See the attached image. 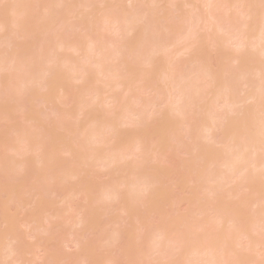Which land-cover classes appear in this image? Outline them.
Instances as JSON below:
<instances>
[{
    "label": "bare ground",
    "instance_id": "6f19581e",
    "mask_svg": "<svg viewBox=\"0 0 264 264\" xmlns=\"http://www.w3.org/2000/svg\"><path fill=\"white\" fill-rule=\"evenodd\" d=\"M32 1L37 10L39 8L38 11L32 8ZM57 1L61 0H54V3ZM126 1L130 4L129 7L120 9L118 0L111 2L110 0H64L62 3L64 7H73L76 10L74 15L73 12L71 14L72 8L61 10L63 6L58 2L55 5L60 6L58 7L60 11H56L55 5L51 6L54 8L52 11L50 7L52 0H14L12 1L14 3L8 5L4 3L0 6V31L5 32L4 35H2L4 32H0V48H5L3 44L7 48L0 49V100L5 102L6 106L18 96L29 93L31 96L33 88L30 87L33 86L34 81L32 84L28 82L33 78H37L35 80L37 82L42 81L40 86L43 88L54 84L58 86V95L53 100L47 101L43 96H39L54 117L58 116L61 107L65 105L69 84L75 79L86 84L82 90L86 93H83L80 101L89 93H94L95 99L96 94L107 95L112 90V93L125 91L124 98L119 100L114 94L107 97L112 108L102 113L101 111L106 109H100L103 102L101 99L99 101L96 98L99 103L95 104L97 106L93 109L90 108V102L93 101L89 97L87 99L90 102L89 100L86 102V98L82 100L83 102H79L78 106L81 105V108L78 114L80 113L83 118L76 124L66 123L60 126L68 132L67 138H64L67 143L61 147L64 153L69 155V160L63 166L61 159L56 156L57 142L51 139V136L49 138L45 135L43 137L40 133H27L18 139H13L10 150L17 156L22 154L20 153L22 146L28 151L33 150L37 142L39 157L31 158L32 160L25 163L38 162L32 166L28 164L31 167L37 165L31 172L35 176V181L31 185V197L33 203L42 202V204L38 209L39 216L26 226L28 230L30 229L28 235L24 236L22 232L16 233L11 229H6L4 233L0 232V264L28 263L25 256L31 254V248L26 237L37 239L39 234H50L53 220L57 221L54 226L56 229L64 230L66 226L69 227V235L73 238L63 242L65 248L74 246L80 250L83 245L77 231L86 229L88 224L94 226V223L89 222H97L100 215L116 212L125 218L113 219L111 222L119 227L114 228L105 238L100 235L98 239L104 238L111 245L130 239L132 251L129 253L130 257L126 256L127 264H131L134 257L137 258L136 262L138 261L136 264H223V262L228 264L227 257L236 258L240 250L252 251L256 247H261L264 251V187L260 186L259 189V186H256L257 180L264 177V151L261 150L264 0ZM243 4L249 6L246 12L242 9ZM138 7L143 8L142 16L139 15ZM238 8L242 9L241 13L244 17L240 22L232 18V14ZM30 9L32 12L29 13ZM33 9L38 12L35 18L43 20L39 22L42 25L37 24L32 17L29 18L30 21L28 20L29 14L32 16ZM102 15L107 19L111 18L109 22L112 24H108L107 21L106 23L110 25V30H115L114 34L116 30L119 32L118 35L123 33L124 37L126 34L124 39L121 35L120 38L116 35L117 40L104 33L103 29H107L105 31L108 32V26L105 28L101 24L106 19L103 17L104 19L101 20ZM70 17L75 18L79 23H77L78 27L75 26L79 28L78 30L83 28L86 34L85 28H89L88 33L81 38L79 36L81 31H76L75 36L81 40L76 41L79 42L78 44L75 43V39L77 40L75 36L74 39L73 36L66 35L72 37H69L68 42L73 39L74 42L71 43H74V46L70 42L64 44V34L72 32L69 29L71 26H67L66 29L69 30L63 32L64 25L71 19ZM45 20L50 22H44ZM34 22L37 27H43L47 23V28L43 27L46 28L44 32L42 31L43 35L41 36V32L37 39L36 35L28 37L26 34L29 26L36 27ZM99 23L104 26L102 29ZM183 30H186L185 34L179 33ZM73 31L75 32L74 29ZM105 34L106 37L108 36L107 39ZM127 34L130 36L127 37ZM84 36L90 38L87 43ZM131 36L133 37L130 39ZM193 36H195L194 41ZM110 38L115 39V42ZM20 39L27 40L26 44L22 45L32 50V52L26 50L30 54L25 59L22 55L25 54L23 57H26L27 53H24L26 51L20 48L23 46L19 47L17 43ZM116 40L120 42L116 43ZM209 44L211 52L216 57V68L212 67L211 55L205 52L206 49L204 50ZM26 47H23L24 50ZM64 48L73 50L72 53H75L72 54L73 57L80 52L79 59L82 57L80 55H83L85 64L91 62L89 64L94 68L89 64L80 65L83 59L78 62V55L74 60L76 59L79 64L73 59L67 62L69 58H66L69 55L65 58L64 55L61 57L66 62L61 61L57 54L66 51L63 50ZM185 59L188 63L186 65H190V68L186 66L187 71L178 70L179 60L184 62ZM56 60L59 61L58 65ZM138 60L140 63L142 61L144 66L142 63L140 66L139 62L136 64ZM233 64L238 65L235 67ZM40 65L41 69L38 70ZM113 73H115L113 75L115 81L110 80ZM27 75L29 79L26 78ZM108 77H111L110 81L106 82ZM7 81L8 83L10 81V89ZM142 87V90L145 87L147 89L142 91L140 90ZM139 90L149 91L151 95L154 92L152 99L147 98L146 100L149 101H145L148 107H152V104L160 105L158 107L160 108L166 103L164 113L160 112V109L153 115L154 122L155 117L163 114L165 115L161 117L163 121L168 115L163 124L160 125L158 121L157 124L155 123V131L159 132L160 136L157 137L156 146L150 144L149 134L144 131L145 127L141 125V128L139 127L140 122L133 131L122 129L124 125L127 128L128 122L133 126L137 122L133 119L135 116L140 115V118L145 114L143 110H146L144 108L147 106H138L144 107L143 110L139 109L141 111L139 114L136 111L138 108L134 107L137 105L133 104L144 103L143 99H140L143 97ZM163 90L164 94L161 93ZM133 93L138 96L134 102ZM163 95L168 97V104L166 98V101H161L160 104V99L164 100ZM173 100L179 102L178 104L175 101L178 104H174L176 107L171 104ZM249 100L253 102L250 104ZM156 101H159L157 102L159 104H156ZM4 104L2 105L5 106ZM86 107L90 108V112L89 108L86 112ZM182 131L184 140L180 138ZM165 140L174 141L175 147L188 156L183 162V167L185 173H188L187 176L189 175L188 182L193 183L189 189H187L189 184H186L191 196L185 198H193L191 202L194 205L190 204L193 210L190 209L187 215L176 219L177 225L174 223L171 227L174 229L172 234H167L166 229L170 228L171 224L164 226L165 220L160 223L144 221L142 214L138 215L136 212L138 205L145 207L144 213L146 210L148 212L147 202L155 194H157L155 199L157 202L162 203L165 200L162 193L158 194L165 182L162 180L163 173L160 174L161 168V171L157 169L158 159L155 157L158 158L157 149L161 148L162 144L164 146L168 144ZM108 142L114 143L108 146ZM131 144L141 153L138 154L135 148L131 149L132 147L128 149ZM220 146L223 147L222 150ZM144 149L149 150L150 153V156L144 157L145 165H142L143 162L135 163V159L132 163L127 162L131 161V157L138 158ZM13 160L9 158L5 162L2 161L3 165L0 169L4 175L14 165ZM146 161L151 163L147 166ZM150 165L154 167L151 168ZM96 167L103 169L108 177L113 176L114 182L100 186H94V182L93 184L87 182V178L93 177ZM154 168L158 171V176ZM151 169L155 172L150 173ZM81 174L86 175L80 176ZM78 176L81 178L78 179ZM4 177L6 179L7 176ZM72 178L77 179V182L71 181ZM84 179L87 185L84 182L81 184ZM78 180H81L79 185ZM260 180L264 183V179ZM53 182L54 184H51ZM232 184L236 186L235 191L230 188ZM1 185L0 182V189H6V187L1 188ZM82 185H86L87 189L82 191L84 189ZM241 186L244 191L253 192L255 198L252 206L257 210L247 209L246 203L242 199L239 200V195L243 192ZM92 189H96L98 198H89ZM17 194L10 198L11 203L15 202L21 209L26 210L32 202L21 204L22 198L16 196ZM54 194L58 195L55 197L58 200L51 203L47 199L53 198ZM232 198L234 200L237 198L240 202H233L234 205L228 204L229 199ZM78 200L83 202L82 206H78ZM88 203L90 204L87 205ZM260 207L263 208L260 210ZM209 213L210 216L207 217ZM3 224H7L6 217ZM31 224L34 226L31 227ZM3 240L6 242L2 243ZM48 259L49 264L50 260L52 264H67L66 262L73 261L71 256L64 253H60L57 259ZM79 261L81 264H96L95 260L91 261L88 254L82 256Z\"/></svg>",
    "mask_w": 264,
    "mask_h": 264
},
{
    "label": "rangeland",
    "instance_id": "374dc122",
    "mask_svg": "<svg viewBox=\"0 0 264 264\" xmlns=\"http://www.w3.org/2000/svg\"><path fill=\"white\" fill-rule=\"evenodd\" d=\"M12 1H14V0H0V6H2V4H4V3L6 5H8L9 3H14ZM95 1H97V0H95ZM111 1L112 0H110V2ZM33 2L34 1H32V8L37 10V8L35 7L36 5L34 6ZM57 2L54 3V0H52V2H51L52 5H50V7L51 6L54 7V5L57 4ZM58 3H61V6H63L61 8V10L64 9V8H67V7H64V4H62V3H64V0H61ZM112 5L113 4H111V6ZM118 5H119L120 9H122V8L125 9V8H128L130 4L126 0H118ZM118 5H117V8H118ZM243 5H244V7L242 9H243L244 12H246L247 9L249 8V6H248V4H243ZM133 6H135V3H134ZM46 7L49 8L47 5H46ZM58 7L60 8V6H56L55 5V8L57 9L56 11L59 10ZM69 8L73 9V7H69ZM69 8H67V9H69ZM138 8H139L138 9L139 15L142 16L141 13L143 14V12H142L143 8L142 9H141V7H138ZM34 9H33V13L35 12V15H33V13H32V16H31V14H29L30 16H28V20H29V18L32 17L34 19V21L36 20V22L38 24L39 22H42L43 20H40V19L38 20V19L35 18L36 14L38 13L37 11L39 10V8H38L37 11L36 10L34 11ZM51 9H52V11H54V8L51 7ZM239 9L240 8L236 9V12H234V14H232V18H235V19H237L240 22L241 20L244 19V17H243V15L241 13L242 9L241 10H239ZM114 10H116V8ZM30 11L32 12L31 9L29 10V13H30ZM72 12H73V15H74V13H76V10L73 9V10H71V14H72ZM67 13H69V11H67ZM117 13H119V12L117 11ZM66 17H68V15ZM101 17H102V18H100L101 20L106 18L103 15ZM74 19L71 18L70 20H68V22H66L67 24H65L66 27L64 25L65 31H63V32H66L69 29L72 30V32H71L72 34L70 32L69 33L66 32V34L63 33L65 35L64 38L67 39V41L64 39V41H65L64 44H69L70 41L68 42V40H70L69 39L70 36H73L74 39H75V37L77 38V36H75V34H76V31L79 29V28H77L79 23L76 21V19L75 20ZM110 20H111V18H109V19L106 18L105 22L103 21L104 23L101 22V24H103L105 26V28H106V26H108V24H110V25L112 24V23L109 22ZM27 21H26V23H27ZM46 21L47 20H45L44 22H46ZM106 21H107V23L108 22L109 23L107 24ZM238 21H237V23H238ZM36 22H34V23L36 24ZM48 22H50V21H47V23ZM34 23H33V25H35ZM47 23H45L46 25H44V26H46V28H47ZM37 24H36V27H34V26H29L28 27V31H26V34L28 35V37H33V36L36 35V39H37L39 34L42 31L44 32V30L46 28L44 29L43 28L44 26L43 27L39 26L40 27V29H39V27H37L38 26ZM75 24H77V25H75ZM39 25H42V24L39 23ZM99 25H100V23H99ZM103 25H100L101 27L99 26L100 29H102L104 27ZM110 25L108 26V32L105 31L107 29H103L104 33H106L107 35H109V36H111L113 38H116V39H117V36H118V38H120L121 34L118 35L119 32H117V30H116L117 33L115 32V34H114L115 30H113L112 27H111L112 30H110ZM67 26L68 27L69 26H71V27L73 26V28L71 29V27H70L67 30L66 29V28H68ZM75 26H77V27H75ZM114 27L115 26H113V28ZM73 29L75 30V32L73 31ZM88 29L85 28L86 34L88 33ZM100 29H99V32H101ZM78 31H81L80 33L78 32L80 34L79 35L80 38L82 37V35H86L85 31L83 32V28L82 29L80 28V30H78ZM184 31H186V30L179 31V33L183 34ZM0 32H4V31H0ZM43 32L41 33V36L43 35ZM112 33H113V35H112ZM120 33H122V32H120ZM4 34H5V32L2 33V35H4ZM67 34L70 35V36L66 37ZM106 34H105V38L107 39L108 36L106 37ZM184 34H185V32H184ZM127 35H128L127 37L130 36V34H127ZM102 36L104 37V35H102ZM125 36H126V34L124 35V37ZM85 37L86 36H84V40L86 39V43H87L88 39H90V38L89 37L85 38ZM121 37H122V39H124L123 33H122ZM132 37L133 36H131L130 39ZM62 38H63V36H62ZM70 38H72V37H70ZM3 39H5V38H3ZM78 39L79 38H77V40L75 39V43H76V41H78ZM72 40H71V42H74V40L73 41ZM82 40H83V38H82ZM111 40H113V39H111ZM117 40H116V43L120 42V41H117ZM25 41H27V40H25V39L21 40L20 39L17 42L18 46L20 47L22 44L25 45L26 44ZM79 41H81V40L79 39ZM113 41L115 42V39ZM124 41H126V40H124ZM126 42H128V41H126ZM78 43L79 42H77L76 44H78ZM121 43H123V42L121 41ZM262 43H263V46H264V42H262ZM72 45L74 46L75 44L73 43ZM2 46H5V48L1 47L0 49H7L6 45L3 44ZM263 46H262V48H263ZM23 47L25 48L26 46H23ZM23 47H20L23 51H26L28 49V47H26V49L24 50ZM66 47H68V46H66ZM69 47H70V45H69ZM209 47H210V44H209L208 47L204 48V50L206 49L205 52L208 53L209 55H211L212 67L216 68V57H214L215 54H213V52H211ZM29 50L32 52L31 49H28L27 51H29ZM63 50H66V48H64ZM23 51H22V53H23ZM27 51L24 52V53H27V56L23 57L25 55L23 53L24 55H22V58L25 59V58L28 57V54H30V53H28ZM72 51H70V48H69V50H66V51H63V52L61 51L57 55L59 56L61 61H65V60H63V58H65V56L67 57V55H69L66 58V59L69 58V61H67V62H71V60L73 59V61H75V63L79 64L78 62H81L80 59H83V55H80L82 57L79 59V54H80V52H79V54L76 53V56L73 57V55H75V53L73 54ZM55 52H57V51H55ZM60 53H62V54L60 55ZM63 55H64V57H63ZM77 55H78V62L76 60L77 59ZM61 57H63V58L61 59ZM59 58H58V60H59ZM74 58H76V59L74 60ZM84 58H85V56H84ZM180 59H182V58H180ZM86 60H88V59H86ZM140 60H138L137 62L135 61L136 64H138V62H139L140 66H141V63L144 66V63L142 61L140 63ZM186 60L187 59H185L184 62ZM58 62L59 61L56 62L57 65L59 64ZM83 62H81L80 65H84V66L87 65L88 66L89 63L91 64V62H88L87 64H85L86 63L85 59H83ZM181 62H182V60H179V66L180 67L178 66V68H179L178 70L187 71L190 68V65H186L187 61L185 63L184 62L181 63ZM90 64H89V66L92 67L93 65H90ZM233 65H235V67H236L238 64H233ZM186 66H189V67H187L188 69L185 68ZM40 67H41V65L39 66L38 70L41 69ZM85 68H87V67H85ZM93 68H94V66H93ZM153 74L155 75L156 73H153ZM113 75H115V73H113L111 75L112 78L108 77L107 80H105V81L107 82V81H110L112 79L114 80ZM26 78L29 79V75H27ZM109 78H111V79L109 80ZM115 78H117V77H115ZM36 79L33 78V79H31V81L28 82V83L32 84V82L34 81L33 86L30 87V89L33 88L32 89L33 93L31 92V96H30V93H29V95H25V96L24 95L20 96V97L18 96V97H16V98H18L17 100H16V98H14L13 102L11 100L10 102H8L9 104L7 103V105H9V106H6L5 105L6 103L4 102L5 103L4 104L0 100V163L2 161L5 162V160L6 159L8 160L9 158L14 159L13 160L14 161V165L12 166L14 168L11 167V169L9 170L10 172L8 171L9 173L7 172V174L4 175V172L1 171L2 169H0V174L2 175V177L7 176L6 179H5V177L3 179H2V177L0 178V182L2 183L1 188L6 187V189H0V232L1 233H4V231L6 229H8V230L11 229V230H13V232L16 231V233L22 232V234H24V236L28 235V233L30 232L29 231L30 229L28 230V227H26V226H27V224L31 223L34 218L39 216L38 209H39V206L42 204V202H37L36 204L33 203L32 202L33 198L31 197L32 196L31 185H33V183L35 181V176H34V174H31V172H33L32 170L35 169V167L37 165H35L33 167H31V166L33 164H35V163H38V162L34 161L31 164L30 163H25V161L29 162L31 158H36V157L38 158L39 157L40 152L38 150V147H36L37 146V142H35L34 149L32 148L33 150H29L28 151V149L26 147L22 146L21 150H20V153H22L23 155L21 154L20 156H17L14 152H12L10 150V147L13 144V139H15V138L18 139V138L24 136L27 133L28 134L29 133H33V134L40 133V134H42L43 137H44V135L48 136L49 138L52 137L51 139H54L57 142V146H58L57 149H56L57 150L56 151V156H57V158L61 159V165L63 166L69 160V155L65 154L64 151L62 150V147H61L62 145H64V143H67L66 142L67 140H65L64 138L67 136L68 132H67V130L60 128V126H61V124H66V123H69L71 125L72 124H76V123L79 122V120H81L83 118L80 115V113L78 114V111L81 108L80 107L81 105L78 106L79 102L81 103V101L82 100L84 101L85 98H86V102L89 99H91L93 102H90V100H89L90 105H91L90 108L93 109V108H96L97 105H95V104L99 103V101H100L99 99H101V102L102 101L103 102H102V104L100 103L101 104V108L100 109H106L104 111L102 110L101 111V113H102V112L108 111V109L112 108L111 105H110L111 103L109 104L110 100L107 99V97L109 98L110 95L112 96L114 94L115 95L114 97L119 100L122 97L124 98V94H125V91L123 92V90L122 91L120 90L121 92L117 91V93H115V92L112 93L113 92V90H112V92L107 94V95L106 94H96L95 99H94V96H93L94 93H89L90 96L87 94L80 101V98L83 95V93H86L84 91L82 92V90H83V88L85 87L86 84L83 81L81 82L80 80H76L75 79L74 82L69 84L70 86H69V88L67 90L66 99L64 101L65 105H63L61 107V111L58 114V116L54 117V116H51V114L49 113L48 107H46L47 104L45 105L44 102L42 103V99H40L39 96H43L47 101L48 100H50V101L53 100L55 98V96L58 95V90H57L58 86L56 84H54L52 86H49L48 88L47 87L43 88V86H40L42 81L39 80L40 82H37V81H35ZM69 82H71V81H69ZM5 83H6V81L4 82V84ZM7 83H8V81H7ZM9 83H10V81H9ZM9 83L7 85L8 89L11 88V85ZM109 84H110V82H109ZM27 86H28V84H27ZM102 86H103V84H102ZM97 87H98V85H97ZM142 89H143V87L140 90H142ZM146 89L147 88L145 87L144 90H146ZM140 90H139V92L144 91V90H142V91H140ZM81 92H82V94H81ZM153 93H152V95H153ZM161 93L164 94L165 93L164 90L161 91ZM134 94L136 95V93H133V95H132V97H134L133 102L135 101L136 98H138V96L136 97ZM152 95H151V92H149V91L148 92L147 91L142 92V97L143 98H140V97L139 98L143 99L144 103L140 104V105L137 102H136V104H135V102L133 103L134 105H137V106H134V107L138 108V109H136V111H138L139 114H141L140 110H143V108L145 106H147L146 102L149 101V99L150 100L152 99ZM165 96L164 95L162 96V98H164V100L159 98L160 99V104H161V101L164 102L166 100H167L166 102L168 104L169 99H168V97H165ZM21 97H23V99H20ZM88 97H89V99H87ZM96 98L99 101H97ZM147 98H149V99L146 100ZM165 98H166V100H165ZM175 101L173 100L172 103H171V104H173L174 107H176L174 104H176V105L179 104L178 101H176L178 104ZM86 102H84V103H86ZM157 102H159V101H156L155 103L159 104ZM1 103L4 104L5 106H3ZM84 103H82V105H85ZM87 105H85V106H87ZM141 105H143V106L145 105V106L144 107L142 106L141 108L138 107V106H141ZM165 105H166V103H165ZM92 106H94V107H92ZM151 106L152 107L144 108V109H146V110H143L145 112V114H143V116H141L140 118H139L140 115H138L137 117L139 119H137L136 116H135L136 118L133 116L134 117L133 119L137 120V122L134 123L133 126L132 125L130 126V122H128L129 125L127 124V128H125L126 126L124 125V127L122 129H128V130L133 131L137 127L139 122H140L139 127H140V125L142 127H145V128H143L144 131L146 130L148 132V134H149L148 137L150 138L149 140L151 141L150 144L156 146V144H157L156 142H157V139H158L157 137L159 136V132L155 131V127H156L157 121H158V123L160 122L159 123L160 125L163 124V121L166 120L168 115L162 121L161 117L165 116V115L162 114L160 116V114H159L160 117H157L159 119H157L155 117V122H154V116L153 115H155V111L161 109L160 112L163 111L162 113H164L165 112L164 110H166V107H164V106L162 107L161 106L160 108H158L160 105L156 106V105H152V104H151ZM2 107H4L5 109H3ZM170 107H172V105ZM88 108L86 109V112L88 111ZM90 108H89V112H90ZM97 110H99V109H97ZM99 112H100V110H99ZM144 112H142V113H144ZM152 113H154V114H152ZM156 116H158V115L156 114ZM173 118H174V116H173ZM175 118H176V116H175ZM133 119L131 118V121ZM152 119H153V121H152ZM192 123H194V122H192ZM69 124H67V125H69ZM182 133H183V131L180 133L181 135L180 134L179 135H180V138L182 140H184ZM216 135H217V133H216ZM184 137H185V135H184ZM168 139H169V137H168ZM161 140H159V141H161ZM172 140H173V138H172ZM172 140H170L169 142H168V140H165L166 142H168V144L166 146H164L162 144L161 148L157 149V151H156L157 152L156 154L158 155V158H157V156H155L156 159H158V165L157 166H159V168H157V169L160 170V168H161L162 172L160 174L162 175V173H163L162 180L165 182L164 187L161 189V191H158V194L162 193L164 195L165 200L162 201V203L157 202V200H155L157 194H155V196L153 198L149 197L150 199L147 202L148 203V207H147L148 212L146 210L145 213H144L145 207H139V205L136 207L137 214L138 215L142 214V217H144V221L147 220L148 222H152V223H160L162 220H165L166 224H164V226L167 225V224H171L170 228L166 229L167 234H172L171 232L174 229L171 228V227L177 221L176 219H180L181 217L187 215L189 213V211H191L190 209L193 210V207L190 206V204H193L191 202V200L193 198L185 199V198L189 197V195H190L189 191L187 189H189L193 185V183L190 182L191 183V186H190V183L188 182L189 181V178H188L189 175L187 176L188 173H185L184 167H183V162L186 159H188V156L183 154L180 149L175 147L176 144ZM108 143H109L108 144V146H109V145H111V143L113 144L114 142H108ZM104 146L105 145H103L102 147L104 148ZM108 146L106 144V147H108ZM217 146H219V145H217ZM217 146H216V148H219ZM128 147H129L128 149H130L131 147H132L131 149L135 148L132 144L129 145ZM222 148L223 147H221V150H222ZM135 151L138 152V154H139V152L141 153V151L138 150L137 148H135ZM127 152H129V151H127ZM149 154H150L149 150L144 149V150H142V154L139 155L138 158L137 157H135V158H132V157L130 158L129 157L131 159V161L130 160H128V161L125 160V161H127L129 163L130 162L132 163V160L134 161V159H135V163H138V164L141 163L142 164V162H143L142 165H145V163L143 161L144 157H147ZM1 158H3V159L5 158V159L1 160ZM33 160H35V159H33ZM3 162H2V164H0V167H1V165H3ZM150 163L147 162L146 165L148 166ZM28 164H30L31 166L28 165ZM40 166L41 165H39V167ZM151 166L152 165H150V167ZM157 166H155V167H157ZM153 167H151V168H153ZM96 168L94 170L95 173L92 174L93 177L87 178V179L85 178L87 180V182H89V183L91 182V184H93V182H94V184H95L94 186H100V185H104V184H112L114 182L115 178L113 176L108 177L107 175H105V172L103 171V169L100 170V168H97V169ZM151 170L152 171H150V173L156 171L155 174H156V176H158L157 175L158 171L156 169H155V171L153 169H151ZM188 172H190V171H188ZM82 175L84 176L86 174H81L80 176H82ZM80 178L81 177L78 176V179H80ZM158 178H160V175H159ZM85 179L82 182H81V180H78V185H79V181L81 182V184L84 182V184L87 185V182L85 181ZM260 179L263 180L264 177L259 178V180H257V183H256L257 185L256 186L257 187L259 186V189L261 187H264V183ZM158 180L160 181L161 178L158 179ZM71 181H76L77 182V179L72 178ZM258 181H259V184H258ZM262 183H263V185H262ZM51 184H54V182L51 183ZM81 184H80V186H81ZM186 184H189V186L187 185V187H188L187 189H186ZM252 184H253V182H252ZM86 185H84V186L82 185L83 186L82 188H84L82 191L85 190ZM239 185L240 184H238V186ZM249 185H250V183H249ZM249 185H247L248 188H249ZM242 186H244V185H242ZM242 186H241V188H242ZM230 188H231V190L235 191L236 186L232 184V187H230ZM230 188H228V189H230ZM238 189H239V187H238ZM95 190L96 189H92L91 190V192L92 191L93 192L92 193L90 192V194H92V195H91V197L89 196V198H95V199L98 198V193ZM242 190H243V188H242ZM16 192H18L19 194H17ZM252 193L253 192L251 190H246V191L243 190V192H241V195H239L240 199L238 197L237 198L240 201L242 199V201H244L246 203L247 209H250L251 211H254V210H257V208L252 206L253 199L255 198V195L252 194ZM15 194H17L16 196H18V197L21 196V198H22L21 204H24V202H25V204L27 202L29 203L30 201L32 202V203H29V205L27 206L26 210L25 209H21L19 206L16 205L17 203L15 204L14 201H13L14 204L11 203V199L10 198L11 197H15L14 196ZM57 196H58L57 194H54L53 198H48V196H47V198H48L47 200L49 202H51V203H54L55 201L58 200V199H55V197H57ZM237 198H235V200L233 198L229 199L230 203L228 202V200L226 202H228V204H230V205L231 204L234 205L235 203H233V202L239 201ZM15 201H16V199H15ZM77 204L79 206V205L83 204V202L81 203V200H78ZM89 204L90 203H88L87 205H89ZM262 208L260 207V210ZM146 214H147V216H146ZM145 216H146L147 219H145ZM209 216H210V213L207 215V217H209ZM4 217H6V220H7V224L6 225L3 224ZM120 217H122V219L125 218L124 216L119 215V213H117V212L113 213V214H109V215H100L99 220L97 222L96 221L89 222V223H94L93 224L94 226H91L92 224H88V227L86 226V229L81 230V231L78 230L77 234L79 235V240H80L81 244L83 245V248L80 249V250L78 248L74 247V246H71L68 249L65 248V244H63V242L65 240H69V239L73 238V237H71L69 235L70 234L69 227L66 226L64 228V230H60L61 228L56 229V228H54V226H55V223L57 221L53 220L52 225L50 227L51 228L50 232H49L50 234H39L37 239H31V238L26 237L27 238L26 241L28 242V245L31 248V251H30L31 254H28V255L26 254L25 257H26V259L29 262L28 263H23V264H49L48 263L49 262L48 258L57 259L58 255L60 253H64L65 255L71 256V258H73V261L70 260L69 262H66L67 264H81L79 260H80V258L82 256H84L86 254H88V256L91 257V261L94 262V260H95L96 264H127V263H125L126 260H127L126 256L130 257L129 253L132 251V244L130 242V239L123 240L122 242L117 243L115 245H111V243H107L106 240L104 239L105 236L108 235L109 233H111V231L114 228L119 227V225H114V223L111 222V221L113 219H115V220L119 219ZM33 226H34V224H31V227H33ZM35 226H37V225H35ZM89 226H91V228ZM34 228H36V227H34ZM91 230H93V231H91ZM164 230H165V227H164ZM263 233H264V231H263ZM100 235L104 237V238L102 237L104 241L98 239V237ZM5 242H6V240L2 241V243H5ZM243 244H245V243H243ZM251 245H252V243H251ZM86 249H87V252H86ZM238 255L239 256H237L236 258L227 257V259H229L228 260V262H229L228 264H264V251H263V249L261 247H256L252 251H250V250L249 251L248 250L247 251L246 250H240V251H238ZM134 258H132L131 264L138 263V261L136 262L137 258L136 259H134ZM227 259H226V261H227ZM158 263H160V261ZM50 264H52L51 260H50ZM88 264H92V263H88ZM223 264H224V262H223Z\"/></svg>",
    "mask_w": 264,
    "mask_h": 264
},
{
    "label": "snow or ice",
    "instance_id": "6c2138e0",
    "mask_svg": "<svg viewBox=\"0 0 264 264\" xmlns=\"http://www.w3.org/2000/svg\"><path fill=\"white\" fill-rule=\"evenodd\" d=\"M193 41L195 36L192 37ZM195 45L193 44V48ZM252 100H249L248 103H252ZM261 105H262V116H261V150L264 151V93L261 96Z\"/></svg>",
    "mask_w": 264,
    "mask_h": 264
}]
</instances>
